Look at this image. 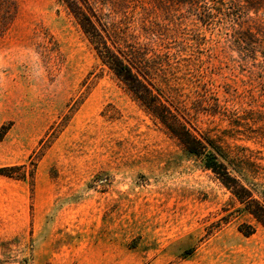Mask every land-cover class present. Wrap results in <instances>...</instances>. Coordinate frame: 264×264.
<instances>
[{
	"label": "rangeland",
	"instance_id": "374dc122",
	"mask_svg": "<svg viewBox=\"0 0 264 264\" xmlns=\"http://www.w3.org/2000/svg\"><path fill=\"white\" fill-rule=\"evenodd\" d=\"M69 3L89 35L62 0H0V264H264L233 187L264 201V0ZM104 41L221 148L231 185L117 78Z\"/></svg>",
	"mask_w": 264,
	"mask_h": 264
},
{
	"label": "trees",
	"instance_id": "16d2710c",
	"mask_svg": "<svg viewBox=\"0 0 264 264\" xmlns=\"http://www.w3.org/2000/svg\"><path fill=\"white\" fill-rule=\"evenodd\" d=\"M62 1L80 22L85 33L89 35L90 23L87 22L88 20L85 19L84 14L75 10L69 3V0ZM115 49L117 50L112 49L106 41L103 42V49L96 48L103 62L110 67L118 79L124 82L127 89L136 97L142 106L166 126L171 135L178 140L185 152L195 157L204 156L206 167L212 169L217 174L223 175L226 183L231 185L232 178L229 168L221 161V159L225 158L221 152V148L209 138L202 136L198 138L195 136L183 122L185 117L181 112L176 110L177 112L173 113L168 106L162 103L158 93L156 94L154 92L155 85L153 84L152 77L147 72L145 63L140 62L136 54L129 56L118 46H115ZM225 160L227 161V159ZM1 171L4 170H0V174H3L4 172ZM235 184L237 186H233L236 189L234 194L239 198L241 203H248L247 210L264 226V201L261 203L244 187L239 186L237 182ZM240 231L246 236L254 233L253 228L249 230L240 229Z\"/></svg>",
	"mask_w": 264,
	"mask_h": 264
}]
</instances>
